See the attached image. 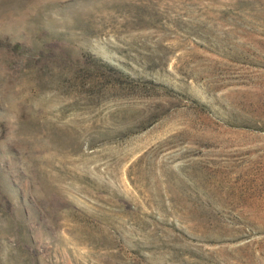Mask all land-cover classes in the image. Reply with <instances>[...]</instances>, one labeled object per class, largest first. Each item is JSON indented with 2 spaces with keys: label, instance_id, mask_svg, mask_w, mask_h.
I'll return each mask as SVG.
<instances>
[{
  "label": "rangeland",
  "instance_id": "374dc122",
  "mask_svg": "<svg viewBox=\"0 0 264 264\" xmlns=\"http://www.w3.org/2000/svg\"><path fill=\"white\" fill-rule=\"evenodd\" d=\"M0 264H264V0H0Z\"/></svg>",
  "mask_w": 264,
  "mask_h": 264
}]
</instances>
